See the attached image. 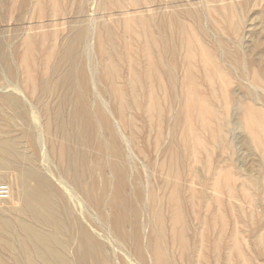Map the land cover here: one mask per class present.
I'll return each instance as SVG.
<instances>
[{"label":"bare ground","instance_id":"obj_1","mask_svg":"<svg viewBox=\"0 0 264 264\" xmlns=\"http://www.w3.org/2000/svg\"><path fill=\"white\" fill-rule=\"evenodd\" d=\"M2 1L29 8L34 20L53 21L39 27L47 29L42 34H27L16 56L2 49L0 57L12 77L17 73L13 65L19 66L44 117L59 174L97 212L115 242L126 246L137 264H173L167 245L178 248L184 264H243L238 227L245 211L236 203L255 180L243 176L233 159L238 147L226 140L230 76L204 39L201 13L173 7L150 16L130 14V8L142 10L160 0ZM114 11L120 18L113 19ZM227 11L225 22L238 34L234 11ZM230 60L239 70L238 55ZM3 100L13 110L21 106ZM244 126L252 144L264 150V111L247 105ZM25 135L35 142L30 129ZM18 142L0 138V170L17 173L22 202L14 217L0 216V253L13 256V264H116L119 257L114 260L106 244L80 223L37 159ZM215 147L226 151V159H218ZM131 148L138 162L152 163L162 179L147 195L143 167L130 156ZM193 163L203 165L205 192L184 186L189 177L200 178ZM209 189L221 197L211 198ZM258 239L264 244V237ZM0 264L11 263L0 258Z\"/></svg>","mask_w":264,"mask_h":264},{"label":"rangeland","instance_id":"obj_2","mask_svg":"<svg viewBox=\"0 0 264 264\" xmlns=\"http://www.w3.org/2000/svg\"><path fill=\"white\" fill-rule=\"evenodd\" d=\"M10 6V4H6L0 0V50L3 49L5 54L8 53L9 56L13 57L16 56L17 48V50L20 49L21 51L23 38L27 34H42L47 29L41 30L39 27L44 24H50L53 21L34 20L31 18V15H29V12H31L29 8L28 12L26 11L27 8H23L19 4L15 8L12 6L10 8ZM173 7L179 11L191 9L192 11H198L201 13L203 17V27L204 29L206 28V36L204 39L208 42L211 51L215 52L221 67L225 69L230 76L226 140L230 142L231 145L234 144L233 146L235 147V150L238 147L236 150L238 153L236 154L234 151L233 159L241 170L243 176L255 180V187H248L247 193L243 190L244 193H242L241 200L238 202L236 201V204L238 206H243L245 211L243 223L238 227L242 234V246L245 253V261L243 264H264V244H260L258 239L260 236L264 237V150L263 147L258 148L252 144L251 136L244 126V115L247 105H255L256 108L264 111V0H160L157 4L145 6L142 10L130 8L129 11L132 16L139 14V11L150 16L156 12L171 11ZM227 8H231L234 11V20L239 23L238 34H234L231 26L225 22L226 18L229 17ZM23 17L26 19L23 20ZM113 17V19L120 18L119 12L114 11ZM72 20V18H67L64 21L71 22ZM58 22H63V19H58ZM66 28L67 26L63 27L65 32ZM26 31L27 33H25ZM235 54L238 55L240 60V67H242V70L239 67L240 71L234 67L230 60ZM199 59L200 55L196 56L195 75L197 77L201 75L202 65ZM2 63L0 57V138L16 139L17 142H20H18L19 145L21 144L20 148L22 151L24 150L23 152L25 154L37 159L39 170L42 173H45V177L47 176L51 183L53 182L58 193L61 197L63 196V200H66L71 207V211L76 214L75 216L80 223L82 222L85 225V228H87V230L93 234L99 242L102 241L103 244H106L109 255H111L114 260L118 259V257V260H120L121 257H123L124 261L121 259L123 263L129 261L127 264H130V262L137 264V261L132 255H129V249L126 246L119 244L117 240L115 242L114 239L116 238L111 236L112 233L107 226H103L101 219L99 220L100 217L97 212H94L91 208L85 206L83 197L75 191V188L70 181L69 183L67 182V178L59 174V166L52 157H50L47 136L43 126L44 117L27 92L19 66L16 64L13 65L14 67L12 68H15V72L17 71V73L16 77H12L10 71H8V67ZM241 72L247 74V77H240ZM10 98L11 100L14 99L16 102L19 101L18 103L21 105L19 106V109L13 110L10 106L4 103L3 99ZM103 104L109 109L108 106H110V101L106 99ZM26 114L27 117H25ZM28 129H30L35 135V142L33 143H30L26 138L25 134ZM2 131H6L7 134L4 135ZM164 132L165 141L163 142V146L166 147L168 145V131L165 130ZM131 149L130 156L134 159L135 156L133 155H135V153L133 148ZM214 153L217 155L218 159L219 155H222L219 160L226 159V151L221 153V149L216 148L214 149ZM135 158L134 161L138 162L137 157ZM138 163V168L141 166L144 168L145 166V170L142 167V169H139L143 170L140 172L144 179L143 184L147 188V191L145 190V194L147 195L149 194V191H152L161 185L162 179L158 175H155L154 165L152 163ZM193 165L195 171L197 169L200 178L189 177V179L184 182V186L187 191L194 189L197 191L196 193L202 191L205 192L207 191L204 188L206 175L203 170V165L200 163H193ZM16 175L17 173L12 169L0 170V185H6L9 188L11 195V197L9 195L10 199L8 198L5 201H0L1 217L3 216L2 214L14 217L15 209L19 208L22 204L17 194ZM190 181H192L193 184ZM240 182L241 181L239 180V183ZM189 184L192 186L190 187ZM159 191L158 193H167V191L164 190ZM213 192L214 191L209 189L206 193H208L209 196H212L211 198L221 197V195L219 196V193ZM251 199H254V201L252 202ZM82 200L83 202H81ZM147 209L148 208H146V210ZM252 211L254 212V218L250 216ZM147 233L148 232H146V234ZM123 246L126 249L123 248ZM167 246L168 252L172 256L173 264H184L178 257V248L172 245ZM125 250L128 253H125ZM126 257L128 258L126 260L127 262L125 261ZM0 258H4L11 264L14 263V257L9 254H2L1 252ZM121 260L119 263L115 261L116 264H121Z\"/></svg>","mask_w":264,"mask_h":264},{"label":"built area","instance_id":"obj_3","mask_svg":"<svg viewBox=\"0 0 264 264\" xmlns=\"http://www.w3.org/2000/svg\"><path fill=\"white\" fill-rule=\"evenodd\" d=\"M10 191L6 185H0V201H5L9 198Z\"/></svg>","mask_w":264,"mask_h":264}]
</instances>
